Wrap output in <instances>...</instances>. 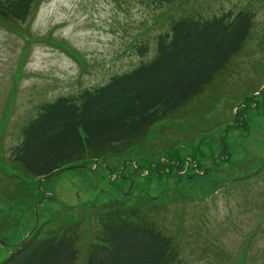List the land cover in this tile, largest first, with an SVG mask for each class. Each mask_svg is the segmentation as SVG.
Masks as SVG:
<instances>
[{
    "label": "rangeland",
    "instance_id": "obj_1",
    "mask_svg": "<svg viewBox=\"0 0 264 264\" xmlns=\"http://www.w3.org/2000/svg\"><path fill=\"white\" fill-rule=\"evenodd\" d=\"M180 1L38 0L22 32L0 23V245H6L0 246V260L36 220L39 227L49 220L52 209L64 213V204L79 207L149 194L154 200L148 205L159 212L148 217L164 236H177L182 264H264V0ZM248 6L257 15L240 55L214 89L199 96L198 101L207 100L196 107L198 112L190 109V122L152 127L145 150L134 147L124 157L123 180L114 183L116 175L95 162L39 185L13 164L22 128L41 104L75 97L150 60L157 36L169 32L180 15L210 18ZM28 37L33 41L26 42ZM52 42L76 52L80 62ZM142 44L148 46L145 55L138 52ZM212 91L217 102L204 114L202 105L212 102ZM252 91L260 94L244 99ZM221 122L228 125L216 126ZM113 158L107 161L115 163ZM147 159L178 163V179L163 177L161 185L151 174L154 169L146 167ZM208 250L215 254L205 258ZM218 255L225 261L217 263Z\"/></svg>",
    "mask_w": 264,
    "mask_h": 264
},
{
    "label": "trees",
    "instance_id": "obj_2",
    "mask_svg": "<svg viewBox=\"0 0 264 264\" xmlns=\"http://www.w3.org/2000/svg\"><path fill=\"white\" fill-rule=\"evenodd\" d=\"M37 1L0 0L1 25L22 32L21 26L32 16ZM149 1L163 5L175 0ZM256 15L248 6L210 18H174L169 32L157 36L155 55L150 60L75 97L59 96L41 104L36 116L22 128L14 161L20 163L26 176L37 180L53 172L56 175L61 168L102 162L108 175H116L117 184L118 179L123 180L122 165L128 160L124 157L134 147L145 150L154 125L190 122V109L198 112L200 107H196L207 100L198 101L199 96L207 88L214 89L216 80L229 70L228 65L247 44ZM32 41L26 38V42ZM58 45L80 62L76 52ZM138 52L145 55L148 46L142 44ZM209 99L212 102L202 105L204 114L213 111L217 102L214 91ZM221 124L228 125L221 122L216 126ZM171 149L164 151L170 153ZM109 157H117L113 158L116 162L110 164ZM145 161L161 185L163 177L168 181L179 177L178 163ZM134 169L141 170L138 165ZM151 200L145 194L79 207L64 204V213L52 209L50 219L41 223L22 246L14 247L0 264H182L177 236H164L148 217L149 213L159 212L158 207L148 205ZM211 251L205 258L211 257ZM222 261L218 255L217 263Z\"/></svg>",
    "mask_w": 264,
    "mask_h": 264
},
{
    "label": "water",
    "instance_id": "obj_3",
    "mask_svg": "<svg viewBox=\"0 0 264 264\" xmlns=\"http://www.w3.org/2000/svg\"><path fill=\"white\" fill-rule=\"evenodd\" d=\"M257 94H258V93H256V95H257ZM67 169H70V167H68ZM63 170H66V169H63ZM53 175H54V173H51V174H49L48 176H46V177H44V178H48V177H51V176H53ZM44 178H41V179L39 180V185L41 184V182L43 181ZM37 227H38V222H37V220H36L34 228L24 236V238H23V239L21 240V242L19 243V246H21V245L26 241V239L29 237V235L32 233V231H34Z\"/></svg>",
    "mask_w": 264,
    "mask_h": 264
}]
</instances>
